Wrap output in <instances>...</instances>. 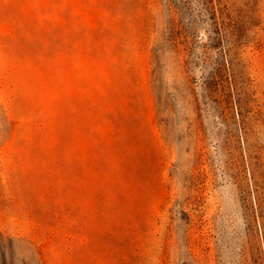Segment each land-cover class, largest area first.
<instances>
[{
    "label": "rangeland",
    "instance_id": "rangeland-1",
    "mask_svg": "<svg viewBox=\"0 0 264 264\" xmlns=\"http://www.w3.org/2000/svg\"><path fill=\"white\" fill-rule=\"evenodd\" d=\"M0 264H264V0H0Z\"/></svg>",
    "mask_w": 264,
    "mask_h": 264
}]
</instances>
